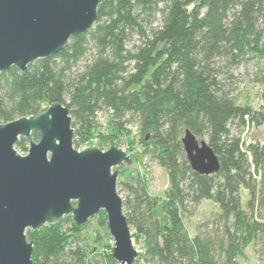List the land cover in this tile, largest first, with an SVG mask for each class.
<instances>
[{
	"label": "trees",
	"instance_id": "16d2710c",
	"mask_svg": "<svg viewBox=\"0 0 264 264\" xmlns=\"http://www.w3.org/2000/svg\"><path fill=\"white\" fill-rule=\"evenodd\" d=\"M263 59L264 0H106L95 26L54 56L24 72H0V123L61 102L72 118L75 148L94 137L100 149L131 137L132 163L148 157L164 167V222L138 169L117 179L131 237L144 246L133 264H241L248 247L264 264V138L242 137L246 127L264 123V105L238 90L231 73L255 60L256 81L264 85ZM102 112L109 130L98 122ZM134 126L138 155L130 152ZM186 128L217 155L216 173L191 169L180 141ZM31 138L39 137L33 132ZM25 142L15 148L25 151ZM203 200L219 212L190 234L183 213L193 215ZM93 218L107 229L104 212ZM87 222L64 216L28 229L32 264H118L112 247L106 253L89 247Z\"/></svg>",
	"mask_w": 264,
	"mask_h": 264
},
{
	"label": "water",
	"instance_id": "95a60500",
	"mask_svg": "<svg viewBox=\"0 0 264 264\" xmlns=\"http://www.w3.org/2000/svg\"><path fill=\"white\" fill-rule=\"evenodd\" d=\"M104 1L0 0V72L12 67L24 72L34 61L54 56L73 36L95 26ZM73 138L69 109L61 102L0 123V264H32L28 229L64 216L83 225L101 211L113 240V259L133 264L137 258L117 190L116 168L131 165L132 156L115 145L79 150ZM20 139L28 143L25 154L15 148ZM180 141L194 172L219 170V159L205 139L186 128Z\"/></svg>",
	"mask_w": 264,
	"mask_h": 264
},
{
	"label": "rangeland",
	"instance_id": "374dc122",
	"mask_svg": "<svg viewBox=\"0 0 264 264\" xmlns=\"http://www.w3.org/2000/svg\"><path fill=\"white\" fill-rule=\"evenodd\" d=\"M262 67L264 68V59L261 61ZM258 65L255 60L249 61L248 63H242L240 65L235 66L231 73L233 74V83L236 84L238 90H241L247 94L253 100L255 106H259L261 104L264 105V99L262 98L264 94V85H261L256 81V73H258ZM47 106H44L45 109ZM99 124L101 125L102 130H109V122H108V114L106 112H102L97 117ZM129 128V125L127 126ZM230 131L233 134L238 132V128L235 124L230 125ZM183 135V133H182ZM181 135V137H182ZM242 137L245 141H261L264 138V123L259 126H248L244 129L242 133ZM96 138V137H95ZM131 137H127L122 139L121 142L117 143V146L126 152L129 151L128 142ZM97 139V138H96ZM139 138L134 139L133 149L130 151L133 154H139L141 149L138 146ZM118 142V141H117ZM86 142L83 143V145ZM28 143L25 142V147L27 148ZM93 146V145H91ZM116 146V145H115ZM109 148V146H102L101 149ZM27 149L20 150V154H25ZM128 153V152H127ZM120 174L118 178H122L121 174H127V171L138 169L146 179L147 190L156 198L159 199V206L157 211L161 216L162 222H164L165 216L162 212V204L165 200V189L167 186V173L164 167L160 166L154 161L149 160L148 157H143L142 159L136 160L131 165L126 166L122 165L116 168ZM117 178V179H118ZM118 190V188H117ZM119 195L124 197V194L118 190ZM244 198H246V194L244 193ZM219 212V207L216 203L211 200H203L200 205L197 207L195 213L193 215H188L183 213V222L186 228L189 230L190 234H193L196 229V225L200 222L213 218ZM107 232V234H106ZM83 233L87 236V242L90 248H93L92 251L96 252H109L111 247L113 246V240L110 237L108 230H104L100 226H98L96 219L91 218L88 220L85 228L83 229ZM100 239L103 243V246H100L96 242V240ZM133 245L136 249H138L139 253L144 250V246L142 240L139 238H132ZM99 259V258H96ZM102 262L104 258H100ZM241 264H258L257 257L253 252L252 247H248L245 250L244 255L240 259Z\"/></svg>",
	"mask_w": 264,
	"mask_h": 264
},
{
	"label": "built area",
	"instance_id": "2783aa9c",
	"mask_svg": "<svg viewBox=\"0 0 264 264\" xmlns=\"http://www.w3.org/2000/svg\"><path fill=\"white\" fill-rule=\"evenodd\" d=\"M131 130H132L133 136L135 138H138L137 126L131 127ZM97 142H98V140L95 137L94 138H91L88 141H86V143L84 145H82L81 147H79L77 149L80 150L82 148H85V147H88V146H91V145H95ZM106 147H107V145H106ZM106 149L107 148L103 147L101 150H106Z\"/></svg>",
	"mask_w": 264,
	"mask_h": 264
}]
</instances>
